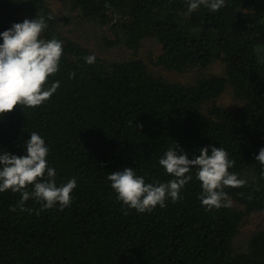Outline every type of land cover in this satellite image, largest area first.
Listing matches in <instances>:
<instances>
[{"label":"trees","instance_id":"trees-1","mask_svg":"<svg viewBox=\"0 0 264 264\" xmlns=\"http://www.w3.org/2000/svg\"><path fill=\"white\" fill-rule=\"evenodd\" d=\"M49 0H0V32L34 16H51L43 33L63 41L57 92L43 105H17L0 118V151L26 155L30 133L45 138L56 183L75 177L70 207L10 211L19 193H0V264H264V229L236 247L244 218L264 214V168L255 156L264 147V0H226L213 13L187 12L186 0H56L78 23L107 27L131 57L96 58L59 36ZM154 40L153 67L178 74L221 64V75L182 84L156 76L139 55ZM229 92L233 110L216 104ZM22 107V108H21ZM177 146L189 158L199 148L223 147L229 169L246 183L225 186L236 203L206 211L200 182L190 181L180 199L151 212L126 209L106 180L135 168L146 182H167L159 165Z\"/></svg>","mask_w":264,"mask_h":264},{"label":"clouds","instance_id":"clouds-1","mask_svg":"<svg viewBox=\"0 0 264 264\" xmlns=\"http://www.w3.org/2000/svg\"><path fill=\"white\" fill-rule=\"evenodd\" d=\"M225 3L226 0H186L189 13L201 6L215 13ZM50 19L51 16L46 19L43 15L25 18L0 32V118L17 105L25 108L43 105L60 87L59 80L50 78L59 71L63 41L44 37ZM83 60L93 65L96 56L89 54ZM24 148L26 155L21 156L0 151V193L11 191L20 195L17 205L10 206V211L19 208L31 213L32 209L25 207L30 199L40 204L37 214L46 209L63 211L70 207L77 179L72 177L65 183H56V169L48 162L49 146L38 132L30 133ZM255 159L264 168V147L259 149ZM158 163L171 176L167 182H146L145 176L132 167L108 173L106 180L117 201L126 209L147 213L157 206L165 208L167 201L182 198V190L193 180V171L200 182L198 199L206 211L230 208L232 200L225 186L236 188L246 183L229 170L233 160L223 147H201L198 155L189 158L184 151L178 152L175 144L164 152Z\"/></svg>","mask_w":264,"mask_h":264},{"label":"rangeland","instance_id":"rangeland-1","mask_svg":"<svg viewBox=\"0 0 264 264\" xmlns=\"http://www.w3.org/2000/svg\"><path fill=\"white\" fill-rule=\"evenodd\" d=\"M48 6L57 20V29L59 36L68 38L84 48L90 54H94L96 58L104 60H124L131 57V53L122 45L115 44L112 47L107 43L114 36L107 27H100L93 23H78L77 20L68 13L67 6L56 0H49ZM158 46L154 40L146 39L142 42V47L139 50V57L144 60L152 68V73L156 76L182 83L192 84L199 76L221 75V64H213L202 71L192 70L188 73L178 74L173 71L153 67L152 61L154 52ZM216 104L223 106L228 110H233L236 107V102L233 100L229 92H224L217 100ZM232 204L237 206L234 201ZM240 208V206H237ZM264 229V214L256 213L248 215L244 218L241 232L235 241L236 247L242 249L250 234L256 230Z\"/></svg>","mask_w":264,"mask_h":264}]
</instances>
